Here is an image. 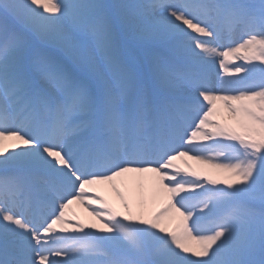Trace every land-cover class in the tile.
Segmentation results:
<instances>
[{
	"label": "snow or ice",
	"instance_id": "6c2138e0",
	"mask_svg": "<svg viewBox=\"0 0 264 264\" xmlns=\"http://www.w3.org/2000/svg\"><path fill=\"white\" fill-rule=\"evenodd\" d=\"M0 264H264V0H0Z\"/></svg>",
	"mask_w": 264,
	"mask_h": 264
},
{
	"label": "bare ground",
	"instance_id": "6f19581e",
	"mask_svg": "<svg viewBox=\"0 0 264 264\" xmlns=\"http://www.w3.org/2000/svg\"><path fill=\"white\" fill-rule=\"evenodd\" d=\"M244 63L242 60H238L236 58H231L229 61V66L232 64H240ZM219 63L216 61L214 66V72H219ZM221 75H225L224 72H220ZM215 119L218 120L222 124H227L230 126H234L235 122L230 117L227 109L223 106V103L218 101L217 102V114L215 116ZM186 160V164H185ZM176 163L180 164L181 167H186L187 171H195L201 174V176H211L213 179L217 180H226L229 179L231 174L222 170L211 167L209 164L203 163L202 165H197L195 163V160L182 158L181 160H178ZM190 166V167H189ZM192 178V177H189ZM143 183L145 185V194H146V208L148 211H156L164 204V199L156 196L153 197L148 189L149 185L151 183V174H146V176L143 179ZM118 186L121 188L122 191H124L131 199L132 201V208L133 211H136L140 207V201L136 195L135 190V184L136 181H134L131 178H125L123 182H117ZM94 189L96 192L99 193V195L103 196L110 204H112L117 211L121 213V215L126 214V210L123 208L122 203L120 199L116 196L115 192L113 191L112 185L110 184H100L94 186ZM92 190H90L91 192ZM93 207H99L97 204H93ZM66 219L71 221L72 223H76L77 221L84 223V224H94L95 228L92 229H85V231H93L96 232L102 225L101 221L97 220L94 216L90 214V211L86 209L83 205L80 203H73L67 214ZM60 225H57V231L59 232ZM67 227V225H65ZM67 234H72V229H68Z\"/></svg>",
	"mask_w": 264,
	"mask_h": 264
}]
</instances>
